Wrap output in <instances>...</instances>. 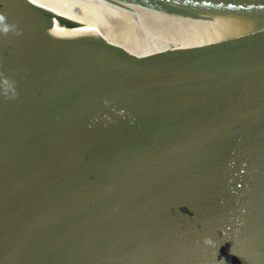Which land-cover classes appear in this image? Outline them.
I'll use <instances>...</instances> for the list:
<instances>
[{
  "label": "water",
  "instance_id": "water-1",
  "mask_svg": "<svg viewBox=\"0 0 264 264\" xmlns=\"http://www.w3.org/2000/svg\"><path fill=\"white\" fill-rule=\"evenodd\" d=\"M0 14V264H264V0Z\"/></svg>",
  "mask_w": 264,
  "mask_h": 264
},
{
  "label": "clouds",
  "instance_id": "clouds-1",
  "mask_svg": "<svg viewBox=\"0 0 264 264\" xmlns=\"http://www.w3.org/2000/svg\"><path fill=\"white\" fill-rule=\"evenodd\" d=\"M5 20H6V18L2 14H0V33H5L6 34L9 31H11L14 26H11V25L5 23L4 22ZM203 243L205 245H211L213 242H212V240L210 238H205L203 240Z\"/></svg>",
  "mask_w": 264,
  "mask_h": 264
},
{
  "label": "snow or ice",
  "instance_id": "snow-or-ice-1",
  "mask_svg": "<svg viewBox=\"0 0 264 264\" xmlns=\"http://www.w3.org/2000/svg\"><path fill=\"white\" fill-rule=\"evenodd\" d=\"M231 6V5H230ZM233 255H235V253H233ZM215 259H216V261L218 262V264H219V262H220V259H217V256L215 257Z\"/></svg>",
  "mask_w": 264,
  "mask_h": 264
}]
</instances>
